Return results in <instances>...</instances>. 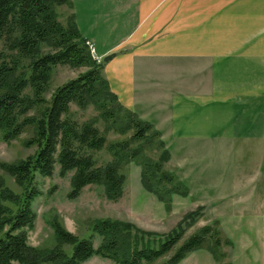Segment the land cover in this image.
<instances>
[{
  "label": "trees",
  "instance_id": "16d2710c",
  "mask_svg": "<svg viewBox=\"0 0 264 264\" xmlns=\"http://www.w3.org/2000/svg\"><path fill=\"white\" fill-rule=\"evenodd\" d=\"M61 6L68 9L62 18ZM70 8L71 0H0V139L27 130L23 142L35 146L23 158L0 161L20 187H6L0 176V264H81L93 255L118 264H153L166 256L158 264H175L199 247L208 250L213 264H230L222 261L220 246L231 244V239L221 237L217 226L205 223L183 236L200 206L150 240L135 239L122 220L96 218L87 234L78 235L54 216L48 219L49 242L27 241L36 217L33 200L41 194L37 177L52 175L55 166L61 176L70 171L69 198L87 184H99L107 199L117 200L125 178L121 168L129 161L139 164L142 187L167 209L173 193L187 192L186 184L164 166L169 150L160 131L123 106L109 89L102 64L92 58ZM57 64L82 69L50 88ZM89 106L94 114H76ZM109 132L118 136L110 139Z\"/></svg>",
  "mask_w": 264,
  "mask_h": 264
},
{
  "label": "crops",
  "instance_id": "0c3cea01",
  "mask_svg": "<svg viewBox=\"0 0 264 264\" xmlns=\"http://www.w3.org/2000/svg\"><path fill=\"white\" fill-rule=\"evenodd\" d=\"M70 10L109 89L165 131L192 184L214 195L228 185L221 199L254 201L264 169V0H71ZM206 144L222 160L212 184L201 174L212 163L210 149L199 153Z\"/></svg>",
  "mask_w": 264,
  "mask_h": 264
},
{
  "label": "rangeland",
  "instance_id": "374dc122",
  "mask_svg": "<svg viewBox=\"0 0 264 264\" xmlns=\"http://www.w3.org/2000/svg\"><path fill=\"white\" fill-rule=\"evenodd\" d=\"M58 10L60 18L68 12L65 6L59 7ZM81 69V67H71L66 64L55 65L51 72L49 87L53 88L73 77ZM48 94L45 92L44 95L48 97ZM94 113L93 108L89 106L85 110H77L76 114L83 118ZM154 128L158 129V126H154ZM29 134L27 130H24L10 140L0 139V161H12L31 154L35 146L25 145L23 142ZM117 136L111 132L108 133L110 139ZM160 137L167 145L168 139L164 130L160 132ZM172 149L173 152L170 153L164 166L172 170L177 178L186 184L187 192L185 195L173 193L168 209L154 194L142 187L139 178L140 166L133 161L124 163L121 168L125 178L122 195L117 200L107 199L99 184H87L82 187L76 197H67L70 171L61 176L57 173V166H55L52 175L37 177L41 194L33 200L36 217L33 227L27 231V241L35 245L49 242L52 231L48 219H52L54 216L64 228L78 235L87 234L90 223L96 218H114L127 222L130 225L131 234H136L135 239L150 240L159 238L161 234L170 231L185 212L200 206L198 216L193 223L185 228L183 236H187L205 223H211L219 228L221 237L231 239V244L223 242L220 246L224 252L223 262L264 264V169L259 172L261 175L258 177V183L253 187L255 192L260 195L256 196L254 201L233 202L227 196L221 199L220 193L230 192L231 187L228 185L220 186L217 189L220 193L212 191L217 192L214 195L206 187L192 184V181L185 176L189 172L184 174L181 166H178L177 159L181 153L177 154L178 148ZM208 149L210 151L206 153ZM199 151V153H206V160L212 159V163L207 165L208 168H203L201 172L202 180L212 184L216 178H221L220 171L215 169L217 165L222 163V160L216 159L220 152L214 145L209 146L208 144L202 146ZM102 156L108 157V154L103 152ZM197 157L198 154H190L186 161L195 160L190 163H199ZM224 163L227 164L225 158ZM0 176L6 187L14 191L20 190V187L13 181L12 177L3 171L1 166ZM260 182H263V186L259 184ZM210 189L213 190L214 188L210 185ZM165 259L166 256L160 257L153 264H158ZM213 263L208 250L199 247L188 252L175 264ZM81 264L118 263L107 257L93 255Z\"/></svg>",
  "mask_w": 264,
  "mask_h": 264
},
{
  "label": "built area",
  "instance_id": "2783aa9c",
  "mask_svg": "<svg viewBox=\"0 0 264 264\" xmlns=\"http://www.w3.org/2000/svg\"><path fill=\"white\" fill-rule=\"evenodd\" d=\"M84 43L87 45L88 50H89V52H90L92 58L95 59L96 62H100V58H99V56L96 55L95 52H94V46H93V42H92V40L89 39V38H85V37H84Z\"/></svg>",
  "mask_w": 264,
  "mask_h": 264
}]
</instances>
